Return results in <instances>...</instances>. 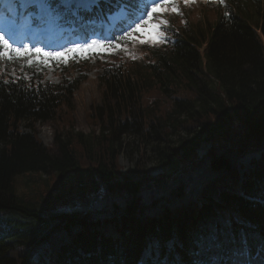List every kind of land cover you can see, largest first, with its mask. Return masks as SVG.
Wrapping results in <instances>:
<instances>
[{
  "label": "trees",
  "instance_id": "obj_1",
  "mask_svg": "<svg viewBox=\"0 0 264 264\" xmlns=\"http://www.w3.org/2000/svg\"><path fill=\"white\" fill-rule=\"evenodd\" d=\"M249 2L264 10L217 0L212 14L164 26L148 55L103 64L89 134L74 121L87 79L75 61L59 83L0 69V264H264V13L252 24ZM39 123L55 126L53 145ZM124 135L173 170L121 171ZM255 151L241 181L238 161ZM28 173L44 187L21 195ZM46 245L47 261H34Z\"/></svg>",
  "mask_w": 264,
  "mask_h": 264
},
{
  "label": "rangeland",
  "instance_id": "obj_2",
  "mask_svg": "<svg viewBox=\"0 0 264 264\" xmlns=\"http://www.w3.org/2000/svg\"><path fill=\"white\" fill-rule=\"evenodd\" d=\"M156 1L157 0H155V2ZM209 2H211V4L217 3L216 1L213 2V0H192V2L185 4V0H177L179 13H174L170 10L172 3L171 1L169 2L168 7L163 10L161 9V7L156 8V15H153L149 11L150 19L148 21L147 28H152L153 35H155L157 34V30L153 31L154 27L152 25L160 24V21H167V24L161 25L159 31L162 26L183 25L186 21L193 22L199 19L206 12L212 14V5L209 4ZM246 4L247 8L245 11L247 13H250L249 17H252V24H255V21L259 18V16H261V13H264V10L261 7L255 5V3L249 2ZM56 9L57 8H54V10ZM0 34L2 33L0 32ZM140 35L142 36L140 37ZM140 35H138V37H133V35L131 36V38H129V36L126 37V39L122 41L121 45L117 46L110 52H108L106 49H103L98 44L101 42L100 38H95L92 41H84L81 42L80 45L75 46L74 50L81 48L82 45H84L83 47H85L88 44H91L87 48L94 50L100 55H96L97 57L95 56L94 60L93 58L89 59L91 61L87 65L88 68H86L85 66L83 68H80V63L78 64L77 60L84 62L85 60H81L83 58L77 59L76 63H74L76 69L72 70V72L74 71L76 75H87V79H85V82L80 84L73 97V105L75 108L74 121L77 125L76 129L78 131L89 134L94 128V126L91 125L88 121V113L91 109H93L96 103L100 102V89L98 86V73L100 71V67L103 66V64L110 63L115 59L128 60L130 58H138L140 54L146 56L151 53L150 50L154 49L158 45L154 44L153 41L155 39H152L149 43L142 42L143 34L141 33ZM16 48L24 49L23 47ZM65 52L66 51H60L59 53L55 54V56L58 57L57 59H52L49 56L36 55L32 56L31 61H29L28 56H22L18 59L13 60L0 58V69L5 72L10 70L12 75H15L17 71H24L33 76L46 75L47 79H53L56 83H59V76L60 74L64 73L63 68L69 67L71 65L70 59L65 55ZM72 52L81 53V51ZM23 128L26 129L25 127ZM37 131L39 138L46 145H53L56 128L52 123H39L37 126ZM195 141H198L197 151L200 155L206 154L211 148V143L205 136H199L198 138H195ZM122 142L123 148L121 150L119 158L121 171H136L137 169L141 168L147 173V175L156 177L159 174L168 173L173 170L174 164H165L160 156L152 150L151 146H143L137 136L124 135L122 137ZM261 155V151L248 152L239 159L237 168L240 173L241 181H245L248 172L251 169H255V163L253 162V160L258 159L259 157H261ZM71 177L73 179V175H71ZM45 178L46 176L38 173L19 175L16 178L17 192L21 195H29L35 190H39V187H44L42 179ZM52 181L53 185L57 187L58 185L63 186L64 184L69 183L70 179H67L66 183H62L61 181L57 180V178ZM252 191L254 192L252 193V195H256L257 199L262 198L259 194H257L256 190ZM47 194L52 193L48 192ZM49 250L50 247L48 245L42 247L35 253V255L33 256V260L38 261L44 259L47 261Z\"/></svg>",
  "mask_w": 264,
  "mask_h": 264
},
{
  "label": "snow or ice",
  "instance_id": "obj_3",
  "mask_svg": "<svg viewBox=\"0 0 264 264\" xmlns=\"http://www.w3.org/2000/svg\"><path fill=\"white\" fill-rule=\"evenodd\" d=\"M157 2L160 4L161 9H165L169 5V0H157ZM192 2V0H185V4H188ZM215 2V0H213ZM220 3H223V0H219ZM172 12L174 13H179V8H178V3L177 0H172L171 3V9ZM152 14L156 15V8L153 7ZM167 21H160V24H153L152 26L156 28L157 30V35L160 38V40L163 39V34L159 31V28L161 25H166ZM132 34L129 33V38H131ZM146 42V41H142ZM153 42H159V41H153ZM69 51H82V49H70ZM33 55L36 56H49L52 59H57L58 57L55 56V54H49V53H44L41 49H21V48H16L13 47L12 44L9 43V40L5 38L3 34H0V58L8 59V60H13V59H18L22 56H28L29 61H31V58Z\"/></svg>",
  "mask_w": 264,
  "mask_h": 264
}]
</instances>
